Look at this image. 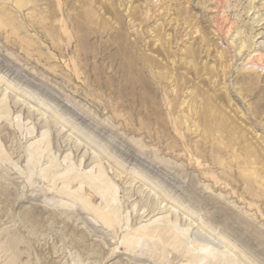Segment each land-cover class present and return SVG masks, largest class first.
Wrapping results in <instances>:
<instances>
[{"label": "rangeland", "instance_id": "1", "mask_svg": "<svg viewBox=\"0 0 264 264\" xmlns=\"http://www.w3.org/2000/svg\"><path fill=\"white\" fill-rule=\"evenodd\" d=\"M0 264H264V0H0Z\"/></svg>", "mask_w": 264, "mask_h": 264}, {"label": "bare ground", "instance_id": "2", "mask_svg": "<svg viewBox=\"0 0 264 264\" xmlns=\"http://www.w3.org/2000/svg\"><path fill=\"white\" fill-rule=\"evenodd\" d=\"M102 176V175H101ZM100 177V176H99ZM102 178V177H101Z\"/></svg>", "mask_w": 264, "mask_h": 264}]
</instances>
